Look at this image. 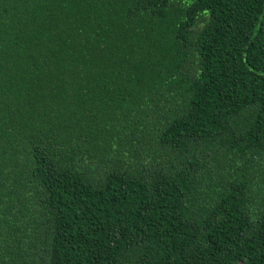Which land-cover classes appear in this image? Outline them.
<instances>
[{"label":"trees","instance_id":"trees-1","mask_svg":"<svg viewBox=\"0 0 264 264\" xmlns=\"http://www.w3.org/2000/svg\"><path fill=\"white\" fill-rule=\"evenodd\" d=\"M264 264V0H0V264Z\"/></svg>","mask_w":264,"mask_h":264},{"label":"rangeland","instance_id":"rangeland-1","mask_svg":"<svg viewBox=\"0 0 264 264\" xmlns=\"http://www.w3.org/2000/svg\"><path fill=\"white\" fill-rule=\"evenodd\" d=\"M241 264V263H240Z\"/></svg>","mask_w":264,"mask_h":264}]
</instances>
